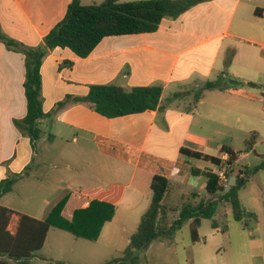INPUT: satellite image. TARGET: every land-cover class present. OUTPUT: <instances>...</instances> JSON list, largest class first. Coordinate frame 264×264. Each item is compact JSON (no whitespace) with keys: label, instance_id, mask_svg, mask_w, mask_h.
I'll return each instance as SVG.
<instances>
[{"label":"crops","instance_id":"0c3cea01","mask_svg":"<svg viewBox=\"0 0 264 264\" xmlns=\"http://www.w3.org/2000/svg\"><path fill=\"white\" fill-rule=\"evenodd\" d=\"M73 1L0 0V34L19 45L13 49L0 40V185L19 177L13 191L0 200V207L40 221L47 220L60 203H65L62 215L69 221L96 200L116 207L124 197L119 185L74 192L75 180L89 179L83 169L74 170V146L82 154H97L104 171L113 159L133 166L132 180L141 173L144 191L150 190L154 176L167 178L175 188L172 202L175 194L192 188L194 179L206 192V177H194L192 171L205 173L216 167L196 163L180 151L222 159L223 147L236 150L237 141L252 131L255 105L264 102V0H205L177 18L163 20L154 33L105 38L83 59L69 48L50 50L41 67L46 117L39 122L42 134L35 141L21 128L28 116L24 50L44 48L46 37L64 21ZM104 1L84 0L83 5ZM220 78L225 81L223 90L207 89L208 83ZM110 85L127 90L160 87L164 112L108 119L88 103L60 106L69 97H88L92 87ZM199 92L202 99L196 104ZM56 144L66 151L62 155L68 150L73 153L71 160L64 159L59 166L39 153L40 146L46 149ZM52 167L54 175L45 177ZM51 186L55 201L42 200L30 209L34 214L3 204L7 196L20 191L32 189L41 196ZM192 194L203 198L197 190L189 198ZM81 241L72 236L69 251L81 248ZM186 253L188 264H198L195 246L189 245ZM40 258L50 264H73L61 257Z\"/></svg>","mask_w":264,"mask_h":264},{"label":"trees","instance_id":"16d2710c","mask_svg":"<svg viewBox=\"0 0 264 264\" xmlns=\"http://www.w3.org/2000/svg\"><path fill=\"white\" fill-rule=\"evenodd\" d=\"M84 0H74L70 5L64 21L54 28L46 37L45 47L36 50H24L28 56L26 92L28 98V116L22 122V130L33 140H39L41 130L39 122L46 115L43 112L41 67L50 50L69 48L79 58H87L94 49L109 37H121L156 32L163 20L177 18L205 0H105L102 4L83 5ZM0 40L13 49L19 48L0 34ZM224 79L207 84V89L223 90ZM250 87L255 85L250 84ZM163 89L160 87L135 88L131 90L120 86H95L86 98L69 97L67 102L75 104L88 103L93 110L108 118L115 119L143 114L148 111L164 112L161 105ZM180 95H177V97ZM202 99V93L195 95V103ZM258 134L252 133L246 141V150L236 151L223 147L221 152L229 156L227 162L229 186L223 187L219 177L209 170L205 173L192 171L194 177L205 176L207 196L198 200L197 195L188 198L185 203L175 205L172 196L175 188L171 181L163 176L152 178L150 191L152 201L148 211L143 215L137 232L124 251L123 257L105 264H141V255L155 242L174 238L184 225L191 223L193 243L202 242L199 230L204 220L211 221L216 232H228V226L221 228L216 215L222 205L231 207L233 219L248 229V213L241 201V192L255 176L264 171L262 164L252 172H240L230 184L233 167L243 153L253 151ZM180 154L188 159L221 167L223 161L188 149H181ZM19 177L5 180L0 185V200L11 193ZM65 203H60L45 221H40L12 209L0 207V264H31L36 254L47 243L52 229H59L71 234L78 240L98 241L102 229L115 217V206L93 201L90 207L75 212L71 221L62 215ZM259 223L255 215H248Z\"/></svg>","mask_w":264,"mask_h":264},{"label":"rangeland","instance_id":"374dc122","mask_svg":"<svg viewBox=\"0 0 264 264\" xmlns=\"http://www.w3.org/2000/svg\"><path fill=\"white\" fill-rule=\"evenodd\" d=\"M253 117V129L251 132L258 134L257 144L254 146L253 151L243 153L233 167V173L230 178L231 185L240 172H252L263 162L261 157L264 156V102L255 105ZM251 132L246 138L241 137L237 141L235 144L237 151L245 152L246 141L250 139ZM68 148L70 149V147ZM75 149L76 147L74 146V170L76 171L77 168L83 169L84 172L88 173L89 179L75 180L74 192L97 186L112 188L113 185H119L118 190L124 194L123 200L115 207L116 214L110 222L112 224L107 225L109 224L107 223V226L105 225L106 228L104 226L105 230L104 228L102 229L97 242L93 243L82 239L80 242L81 248L71 252L68 247L69 240L72 239L71 234L56 229L51 232L45 249L37 256L53 258V260L61 257L63 258L61 260H68L73 262V264H105L123 257L124 251L130 244V237L138 230L142 214L150 206L152 194L150 190L144 191L146 183L141 173L134 176L132 180L135 171L133 166H128L125 163H121V161L113 159L109 160V164L105 166L106 169L104 171L97 154L94 156L89 155L87 152L82 154ZM63 152L66 153V151L59 148L58 144L47 146L46 149L44 146L39 147L40 157L46 155L43 159L52 160L51 162L57 166L64 159L71 160L73 158V153L70 154V150L67 151V154L62 155ZM195 162L206 165L210 169L214 168L211 164L201 161ZM86 163L90 166H86ZM53 171H55L53 167L52 170L47 169L44 176L47 178L52 177L55 173ZM75 175L76 173H74ZM200 186L198 180L194 179L191 183L192 188L188 187L184 192L174 195V204L181 205L185 203L189 195L195 190L200 192L203 198L206 197L205 190L199 189ZM52 191L53 186H51L50 190L48 188L45 194L41 196H36L37 192L32 191V189L24 193L20 191L17 194L7 196L3 204L31 212L30 209L37 207L40 202L42 203V200L46 201L47 204L54 202L56 194ZM241 201L248 215H255L259 223L247 215L246 220L249 228L246 229L233 219L231 207L222 205L216 215V220L221 228L228 226L227 233L222 231L217 233L213 230L211 221L204 220L199 234L202 242L194 245L191 236V222H188L182 230L176 233L173 239L153 243L141 255V264L146 262L150 264H188L186 248L189 245L195 246V254L199 260L198 264H214L215 261L221 264L230 262L233 264H262L264 253V171L256 173L242 190ZM31 213L34 214L33 212ZM52 255L55 257H51ZM145 256L148 257L146 260ZM40 257L35 258L32 264H50L43 261ZM201 259L207 262L202 263ZM66 262L58 261L57 263L66 264Z\"/></svg>","mask_w":264,"mask_h":264},{"label":"built area","instance_id":"2783aa9c","mask_svg":"<svg viewBox=\"0 0 264 264\" xmlns=\"http://www.w3.org/2000/svg\"><path fill=\"white\" fill-rule=\"evenodd\" d=\"M221 160L223 161L224 165H222L221 167H216L213 173L219 177V182L223 187H228L229 177H228V167L226 164L229 161V156L227 154H223Z\"/></svg>","mask_w":264,"mask_h":264}]
</instances>
